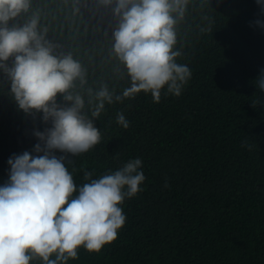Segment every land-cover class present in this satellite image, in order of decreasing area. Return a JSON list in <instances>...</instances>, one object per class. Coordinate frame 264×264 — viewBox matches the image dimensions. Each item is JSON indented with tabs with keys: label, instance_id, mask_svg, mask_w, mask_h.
<instances>
[{
	"label": "trees",
	"instance_id": "1",
	"mask_svg": "<svg viewBox=\"0 0 264 264\" xmlns=\"http://www.w3.org/2000/svg\"><path fill=\"white\" fill-rule=\"evenodd\" d=\"M115 0H31L26 14L9 21L22 27L34 14L47 29L54 55L70 54L87 73L75 82L83 113L100 130V142L65 166L79 188L140 159L145 180L138 194L121 205L126 222L117 239L99 253L83 247L66 264H264V0H189L177 25L176 62L191 78L179 97L161 91L138 93L105 103L99 118L87 90L122 95L131 86L126 69L112 54L118 27ZM260 21V24L256 22ZM6 66H14L11 57ZM59 107H68L58 95ZM122 113L129 123H116ZM52 128L43 114L22 111L11 80L0 69V187L10 180L9 159L29 152L35 136ZM42 154V153H41ZM55 259V256L51 257ZM30 264H43L33 259Z\"/></svg>",
	"mask_w": 264,
	"mask_h": 264
},
{
	"label": "clouds",
	"instance_id": "2",
	"mask_svg": "<svg viewBox=\"0 0 264 264\" xmlns=\"http://www.w3.org/2000/svg\"><path fill=\"white\" fill-rule=\"evenodd\" d=\"M100 3L109 7L113 0ZM115 3L119 23L112 35V54L126 69L131 86L115 97L107 84L95 92L89 88L94 119L105 103L121 102L141 92L151 93L156 103L165 87L168 94L179 97L191 78L190 69L176 62L182 52L174 50L177 25L184 20L189 0ZM30 7L31 0H0V69L11 80L19 108L25 113H42L52 128L35 133L43 144V148L35 146V157L24 152L8 161L10 180L0 187V264H30L37 258L43 264H66L78 257L81 247L99 253L117 239L126 222L121 205L138 194L145 176L138 171L140 159L98 179H90L93 174L86 172L84 179L90 182L74 196L77 189L65 166L66 157L54 153L77 156L100 142V130L83 113V96L72 91L76 81L81 86L87 83V73L70 54L54 55L55 46L46 40L47 29L40 27L38 14L22 27H8L9 21L28 13ZM11 57L14 66L8 69L6 62ZM257 84L264 92V72ZM58 95L70 106L59 107ZM116 123L129 127L122 113H117Z\"/></svg>",
	"mask_w": 264,
	"mask_h": 264
}]
</instances>
